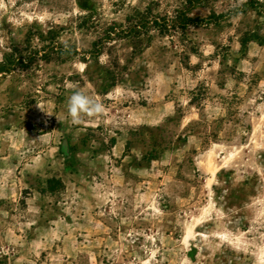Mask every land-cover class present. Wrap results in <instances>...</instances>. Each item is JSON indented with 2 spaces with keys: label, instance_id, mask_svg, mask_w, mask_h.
Returning a JSON list of instances; mask_svg holds the SVG:
<instances>
[{
  "label": "rangeland",
  "instance_id": "374dc122",
  "mask_svg": "<svg viewBox=\"0 0 264 264\" xmlns=\"http://www.w3.org/2000/svg\"><path fill=\"white\" fill-rule=\"evenodd\" d=\"M7 61L0 264H264V0H0Z\"/></svg>",
  "mask_w": 264,
  "mask_h": 264
},
{
  "label": "clouds",
  "instance_id": "9594fccd",
  "mask_svg": "<svg viewBox=\"0 0 264 264\" xmlns=\"http://www.w3.org/2000/svg\"><path fill=\"white\" fill-rule=\"evenodd\" d=\"M104 112V105L82 90L73 91L68 99L67 113L73 124H80L84 116L94 117Z\"/></svg>",
  "mask_w": 264,
  "mask_h": 264
},
{
  "label": "trees",
  "instance_id": "16d2710c",
  "mask_svg": "<svg viewBox=\"0 0 264 264\" xmlns=\"http://www.w3.org/2000/svg\"><path fill=\"white\" fill-rule=\"evenodd\" d=\"M246 6H250V5H246ZM194 7V4L193 3H190L189 4V11ZM185 19L180 22V28H182V30H185L187 27H189L190 25H197V24H201L203 22V20H199V19H194L192 20L191 18L187 17V16H184ZM209 20H205V22H208ZM141 24V23H140ZM142 25V24H141ZM251 41H254V39L252 38H248V39H244L240 42V45L242 47V50H245L246 47H247V44ZM6 60V59H5ZM10 63H8L7 61V64L6 66L0 64V73H4V72H9L10 71ZM55 181V180H53ZM50 189V188H49ZM44 190H47V187L44 189ZM51 191V189H50Z\"/></svg>",
  "mask_w": 264,
  "mask_h": 264
}]
</instances>
